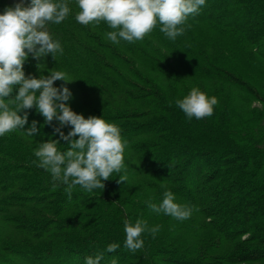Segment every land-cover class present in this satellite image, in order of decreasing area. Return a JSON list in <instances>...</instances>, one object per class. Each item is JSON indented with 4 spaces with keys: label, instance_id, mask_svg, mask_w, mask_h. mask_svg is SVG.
<instances>
[{
    "label": "trees",
    "instance_id": "obj_1",
    "mask_svg": "<svg viewBox=\"0 0 264 264\" xmlns=\"http://www.w3.org/2000/svg\"><path fill=\"white\" fill-rule=\"evenodd\" d=\"M67 2V18L48 25L63 54L29 56L25 73L54 68L75 79L67 103L121 128L125 168L103 190L77 186L69 198L66 185L53 189L34 149L68 142L54 132L58 121L28 110L25 130L0 136V264H85L97 253L100 264H264V0H206L174 41L158 24L131 43L110 41L104 21L78 23L76 0ZM15 3L0 0V13ZM193 87L218 98L210 117L189 120L176 105ZM166 191L198 211L181 221L151 210ZM125 219L160 228L132 252ZM110 243L120 247L107 252Z\"/></svg>",
    "mask_w": 264,
    "mask_h": 264
},
{
    "label": "clouds",
    "instance_id": "obj_2",
    "mask_svg": "<svg viewBox=\"0 0 264 264\" xmlns=\"http://www.w3.org/2000/svg\"><path fill=\"white\" fill-rule=\"evenodd\" d=\"M206 0H76L79 11L75 19L82 25L101 21L113 29L107 37L113 43L142 41L159 24L160 31L169 39L183 35L186 21L199 13ZM71 9L67 0H18L13 6L0 13V136L14 130H25L28 124V110L35 108L44 117V123L51 125L58 121L54 132L67 141V150L60 151L59 140L49 139L40 142L34 149L38 158L37 167L49 172L53 189L58 184L66 185L65 192L71 198L72 191L80 186L87 192L104 189L105 181L113 173L120 174L125 168V150L128 141L121 134V128L108 122L102 116L77 113L67 103L72 92L67 83L69 78L64 71L50 69V74L39 77L26 75L24 64L29 56L39 61L51 54H63L58 39L49 31V24H60ZM41 63L37 69L44 68ZM56 81H63L59 87ZM14 88L17 89L14 93ZM38 93V94H37ZM216 96H208L204 91L193 87L189 94L175 101L176 105L191 120L213 115L218 104ZM23 113V114H21ZM38 122L33 120L26 129L33 137L38 131ZM70 126L65 135L62 128ZM43 127V125H41ZM78 137V138H77ZM120 182L126 177L119 175ZM148 207L156 213H163L178 220L190 218L194 208L176 201L172 191L164 193L159 205L148 201ZM126 238L124 247L135 252L143 247L142 234L149 232L155 237L160 226L149 227L144 219L124 220ZM120 245L110 243L107 252L116 251ZM103 253L95 257L89 255L85 264H100ZM111 264H117L115 259Z\"/></svg>",
    "mask_w": 264,
    "mask_h": 264
},
{
    "label": "rangeland",
    "instance_id": "obj_3",
    "mask_svg": "<svg viewBox=\"0 0 264 264\" xmlns=\"http://www.w3.org/2000/svg\"><path fill=\"white\" fill-rule=\"evenodd\" d=\"M16 2H18V0H15Z\"/></svg>",
    "mask_w": 264,
    "mask_h": 264
}]
</instances>
